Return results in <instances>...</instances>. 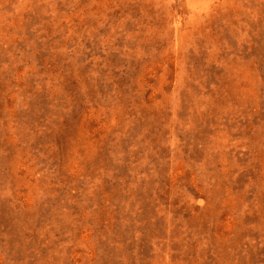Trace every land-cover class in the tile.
<instances>
[{"label": "rangeland", "instance_id": "obj_1", "mask_svg": "<svg viewBox=\"0 0 264 264\" xmlns=\"http://www.w3.org/2000/svg\"><path fill=\"white\" fill-rule=\"evenodd\" d=\"M0 264H264V0H0Z\"/></svg>", "mask_w": 264, "mask_h": 264}]
</instances>
